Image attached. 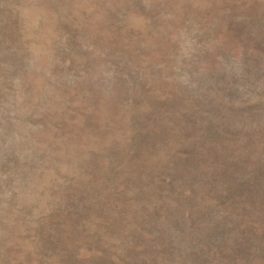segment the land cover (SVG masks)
<instances>
[{
	"label": "rangeland",
	"instance_id": "1",
	"mask_svg": "<svg viewBox=\"0 0 264 264\" xmlns=\"http://www.w3.org/2000/svg\"><path fill=\"white\" fill-rule=\"evenodd\" d=\"M0 264H264V0H0Z\"/></svg>",
	"mask_w": 264,
	"mask_h": 264
}]
</instances>
